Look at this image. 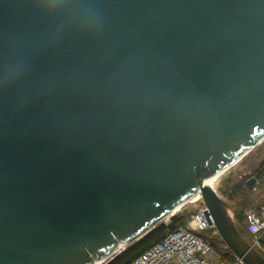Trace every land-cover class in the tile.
Masks as SVG:
<instances>
[{
	"label": "water",
	"instance_id": "95a60500",
	"mask_svg": "<svg viewBox=\"0 0 264 264\" xmlns=\"http://www.w3.org/2000/svg\"><path fill=\"white\" fill-rule=\"evenodd\" d=\"M263 141L264 0H0V264H104L197 191L264 264L205 187Z\"/></svg>",
	"mask_w": 264,
	"mask_h": 264
},
{
	"label": "trees",
	"instance_id": "16d2710c",
	"mask_svg": "<svg viewBox=\"0 0 264 264\" xmlns=\"http://www.w3.org/2000/svg\"><path fill=\"white\" fill-rule=\"evenodd\" d=\"M261 158L252 164L253 167L250 168L248 174H242L239 181L231 182V189L228 194V202L233 210L235 225L238 231L249 242H251L252 235L248 231L249 221L246 216V210L251 209L255 213H259L264 204V162L260 164L264 158ZM250 176L256 178V183L252 186L247 184V180ZM188 205L189 203L184 206L182 210L172 215L170 222L157 223L150 231L130 243L125 249L104 264H131L135 258L161 241L170 232L181 226H186L190 216L198 210V208H196L191 211ZM212 230L213 229L205 230L200 233V235L210 241L211 247L214 250V256H217L219 259L217 262L235 261L236 255L230 248L224 245L221 237L212 233ZM223 252H225V254ZM261 254L264 256L262 252Z\"/></svg>",
	"mask_w": 264,
	"mask_h": 264
},
{
	"label": "built area",
	"instance_id": "2783aa9c",
	"mask_svg": "<svg viewBox=\"0 0 264 264\" xmlns=\"http://www.w3.org/2000/svg\"><path fill=\"white\" fill-rule=\"evenodd\" d=\"M202 204L194 212L186 226H181L166 235L161 241L144 251L131 264H244L236 261L216 262L210 241L200 235L208 229H216L215 223L207 220ZM248 231L252 235L251 246L264 254V204L259 214L247 209Z\"/></svg>",
	"mask_w": 264,
	"mask_h": 264
},
{
	"label": "rangeland",
	"instance_id": "374dc122",
	"mask_svg": "<svg viewBox=\"0 0 264 264\" xmlns=\"http://www.w3.org/2000/svg\"><path fill=\"white\" fill-rule=\"evenodd\" d=\"M262 157V158H261ZM264 158V141L261 142L258 146H256L253 150H251L248 154H246L241 160H239L235 165H233L232 167H230L229 169H227L219 178V180L217 181V183L214 186V192H217L218 195L225 199L226 201H228V194L230 193V189H231V182H237L240 180L242 174H248L250 172V168L253 167V163ZM251 177V176H250ZM189 203V210L193 211L196 208H199L200 206H202V204H205L202 198L193 200ZM187 203V204H188ZM186 204V205H187ZM184 205V206H186ZM184 206L179 209L178 211L182 210L184 208ZM187 206V207H188ZM177 211V212H178ZM176 212V213H177ZM259 214V213H256ZM174 215V214H173ZM172 216V215H171ZM171 216H169L168 219H163L160 222H164V223H168L170 222V218ZM233 220H234V215H232ZM212 233L214 235H219L218 230L213 229ZM247 235L249 236V234L247 233ZM222 239V238H221ZM224 242V241H223ZM224 245L228 248L227 244L224 242ZM231 250V249H230ZM223 251V250H222ZM226 251V250H225ZM232 251V250H231ZM233 252V251H232ZM225 254V252H223ZM234 253V252H233ZM212 259L214 261H218V257L216 256H212ZM238 259V257H236L235 261Z\"/></svg>",
	"mask_w": 264,
	"mask_h": 264
},
{
	"label": "bare ground",
	"instance_id": "6f19581e",
	"mask_svg": "<svg viewBox=\"0 0 264 264\" xmlns=\"http://www.w3.org/2000/svg\"><path fill=\"white\" fill-rule=\"evenodd\" d=\"M226 170L224 171H220L218 173H215V174H211L206 180H205V187L207 189V191L209 192H214V186L215 184L217 183V181L219 180L220 176L225 172ZM199 198H202V195H201V191H197L196 193H194L191 197H189V199H187V202H191L193 200H196V199H199ZM185 204V203H182L180 205H178L177 207H175L171 212L170 214H175L179 209L182 208V205Z\"/></svg>",
	"mask_w": 264,
	"mask_h": 264
}]
</instances>
